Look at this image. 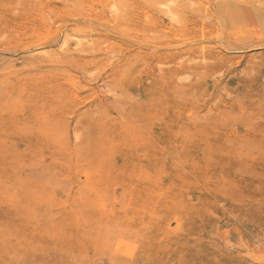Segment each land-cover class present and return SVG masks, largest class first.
I'll use <instances>...</instances> for the list:
<instances>
[{
  "label": "rangeland",
  "instance_id": "obj_1",
  "mask_svg": "<svg viewBox=\"0 0 264 264\" xmlns=\"http://www.w3.org/2000/svg\"><path fill=\"white\" fill-rule=\"evenodd\" d=\"M0 264H264V0H0Z\"/></svg>",
  "mask_w": 264,
  "mask_h": 264
},
{
  "label": "bare ground",
  "instance_id": "obj_2",
  "mask_svg": "<svg viewBox=\"0 0 264 264\" xmlns=\"http://www.w3.org/2000/svg\"><path fill=\"white\" fill-rule=\"evenodd\" d=\"M232 2H234V1H232ZM232 2H231V3H232ZM169 3H171V2H169ZM224 3H225V2H224ZM226 3H227V2H226ZM234 3H235V2H234ZM171 4H172V3H171ZM217 4H218V3H217ZM229 4H230V3H229ZM233 5H234V4H233ZM233 5H232V6H233ZM224 6H225V5H224ZM226 6H227V5H226ZM235 6H236V5H234V7H235ZM242 6L245 7L244 4H243ZM242 6H241V7H242ZM217 7H218V5H217ZM239 7H240V5H239ZM246 7H247V6H246ZM246 7H245V8H246ZM212 8H213V7H212ZM220 8H222V7L220 6ZM235 8H237V6H236ZM218 9H219V7H218ZM223 9H225V8L223 7ZM227 9H228V8H227ZM227 9H226V10H227ZM230 9H231V8H230ZM240 9H241V8H240ZM243 9H244V8H243ZM243 9H242V11H243ZM219 10H220V9H219ZM238 10H239V9H238ZM214 11H215V10H214ZM217 11H218V10H216V12H217ZM227 11H228V10H227ZM245 11L247 12V11H249V10H248V9H245ZM218 12H219V11H218ZM225 12H226V11H225ZM243 12H244V11H243ZM243 12H242V13H243ZM222 13H223V12H222ZM233 13H235V12H233ZM242 13H241V15H242ZM244 13H245V12H244ZM216 14H217V13H216ZM238 14H239V12H238ZM238 14H237L236 16L233 15V14H231V16H230V15L227 13V15H229V17H232V15H233V17H232L233 19L231 18L232 20H235V19H236L235 17H237ZM245 14H247V13H245ZM245 14H243V15H245ZM248 14H249V13H248ZM248 14H247V17H248ZM249 15H250V17H251L252 14L250 13ZM219 16H220V14H219ZM224 16H225V15H224ZM245 16H246V15H245ZM245 16H244V18H246ZM255 16H256V15H255ZM238 17H240V16H238ZM238 17H237V18H238ZM250 17H249V18H246V19H249V20H250L251 18H253V17H251V18H250ZM215 18H216V17H215ZM242 18H243V17H242ZM244 18H243V19H244ZM255 18H257V17H255ZM216 19H217V18H216ZM258 19H259V18H258ZM171 20H172V19H171ZM225 20H226V19H225ZM84 21H85V20H84ZM228 21H229V20H228ZM242 21H243V20H242ZM244 21H246V20H244ZM246 22H247V21H246ZM94 23H95V22H94ZM100 24H101V23H100ZM235 24H236V23H235ZM238 24H239V23H238ZM101 31H102V30H101ZM157 31H158V30H157ZM106 32H107V31H106ZM92 34H93V33H92ZM105 34H106V33H105ZM176 34H177V33H176ZM108 35H109V34H108ZM71 36H72V35H71ZM120 36H121V35H120ZM73 38H74V37H73ZM79 38H80V37H79ZM76 41H77V40H76ZM126 41H127V40H126ZM133 42H134V41H133ZM136 42H137V41H136ZM78 43H79V42H78ZM52 44H53V43H52ZM46 45H47V44H46ZM46 45H45V46H46ZM78 45H79V44H78ZM141 45H142V44H141ZM143 45H144V44H143ZM143 45H142V46H143ZM34 46H35V45H34ZM136 46H137V45H136ZM175 46H176V45H175ZM175 46H174V47H175ZM74 47H75V46H74ZM139 47H140V46H139ZM145 48H146V47H145ZM155 49H156V48H155ZM157 49H158V48H157ZM160 49H162V48H160ZM38 60H39V59H38ZM195 60H196V59H195ZM86 61H87V60H86ZM2 63H3V62H2ZM39 63H40V62H39ZM54 63H55V62H54ZM30 64H31V63H30ZM41 64H42V63H41ZM27 65H28V64H27ZM39 66H40V65H39ZM42 66H43V65H42ZM44 66H45V65H44ZM56 66H57V65H56ZM127 66H128V65H127ZM91 67H92V66H91ZM34 68H35V67H34ZM21 69H22V68H21ZM23 69H24V68H23ZM61 69H62V68H61ZM105 69H106V68H105ZM18 70H19V69H18ZM29 70H30V69H29ZM12 71H13V70H12ZM12 71H10V72H12ZM14 71H15V70H14ZM40 71H41V70H40ZM73 71H74V70H73ZM104 71H105V70H104ZM63 72H64V71H63ZM58 73H59V72H58ZM65 73H66V72H65ZM78 73H79V72H78ZM8 74H9V73H8ZM15 74H16V73H15ZM40 74H41V73H40ZM68 76H69V75H68ZM83 76H84V75H83ZM114 76H115V75H114ZM20 77H21V76H20ZM74 77H75V76H74ZM128 77H129V76H128ZM132 77H133V76H132ZM82 78H83V77H82ZM112 78H113V77H112ZM36 79H37V78H36ZM20 80H21V79H20ZM96 81H97V79H96ZM5 82H6V81H5ZM7 82H8V81H7ZM105 82H106V81H105ZM86 83H88V81H87ZM109 83H110V82H109ZM73 85H74V84H73ZM98 85H99V84H98ZM104 85H105V84H104ZM100 86H101V85H100ZM112 88H113V87H112ZM138 88H139V87H138ZM79 89H80V88H79ZM97 89H98V88H97ZM85 90H86V89H85ZM22 93H23V92H22ZM105 93H106V92H105ZM113 96H114V95H113ZM1 106H2V105H1ZM102 106H103V105H102ZM153 117H154V116H153ZM129 118H130V117H129ZM147 118H148V116H147ZM157 119H158V118H157ZM68 122H69V121H68ZM147 122H148V120H147ZM260 145H261V143H260Z\"/></svg>",
  "mask_w": 264,
  "mask_h": 264
}]
</instances>
